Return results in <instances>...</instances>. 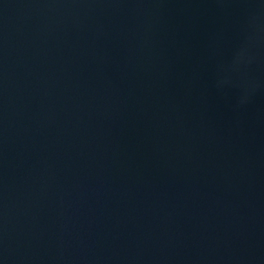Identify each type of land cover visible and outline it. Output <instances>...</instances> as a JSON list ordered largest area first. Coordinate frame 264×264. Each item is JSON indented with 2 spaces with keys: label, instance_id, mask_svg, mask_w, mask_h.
I'll return each instance as SVG.
<instances>
[{
  "label": "water",
  "instance_id": "water-1",
  "mask_svg": "<svg viewBox=\"0 0 264 264\" xmlns=\"http://www.w3.org/2000/svg\"><path fill=\"white\" fill-rule=\"evenodd\" d=\"M0 264H264V0H0Z\"/></svg>",
  "mask_w": 264,
  "mask_h": 264
}]
</instances>
